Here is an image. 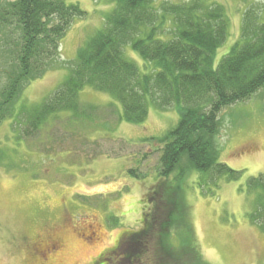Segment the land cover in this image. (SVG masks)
<instances>
[{
  "label": "rangeland",
  "instance_id": "rangeland-1",
  "mask_svg": "<svg viewBox=\"0 0 264 264\" xmlns=\"http://www.w3.org/2000/svg\"><path fill=\"white\" fill-rule=\"evenodd\" d=\"M64 1L79 4L86 16L73 21L60 55L42 77L25 84L14 115L0 123V264H94L103 254L110 259L97 264L130 262L131 256L120 258L113 250L127 233L143 227L144 205L158 180L163 149L151 137L161 136L179 119L177 109L151 104L144 122L123 121L119 101L86 86L77 112L57 111L26 136L25 115L65 79L79 48L103 27L105 14L116 5V0ZM211 1L225 6L231 24L217 51L218 63L240 37L244 11L254 5L264 16V0ZM125 54L143 68L145 61L131 45ZM215 141L221 160L244 173L240 182H224L212 194L200 190L196 173L185 178L188 220L202 258L209 264H264V229L249 216L261 206L258 192L246 196L241 191V183L264 172V88L221 111ZM170 238L183 248L187 232L173 228ZM39 241L60 245L39 258L34 255ZM135 247L128 242L120 252ZM147 252L151 258L142 255L134 264H154L155 249ZM192 259L170 264L199 262Z\"/></svg>",
  "mask_w": 264,
  "mask_h": 264
},
{
  "label": "trees",
  "instance_id": "trees-1",
  "mask_svg": "<svg viewBox=\"0 0 264 264\" xmlns=\"http://www.w3.org/2000/svg\"><path fill=\"white\" fill-rule=\"evenodd\" d=\"M156 1L116 0L103 27L79 48L65 79L25 115L23 130L30 137L57 111L77 112L86 86L119 101L120 119L126 122H144L151 104L177 109L176 125L151 137L163 149L158 180L147 194L150 203L144 205L143 227L127 233L113 252L120 258L131 256L125 264H134L142 255L151 258L147 250L152 247L154 264L178 258L209 264L189 223L183 187L191 172L207 194L224 182L242 180V170L221 160L215 136L224 108L264 88V16L259 7H248L240 37L216 63L217 51L230 34L225 6L211 0ZM86 14L79 4L64 0H0V123L14 115L25 84L44 75L60 55L61 40L73 21ZM128 45L145 61L143 68L126 56ZM241 191L246 196L258 192L261 206L249 216L264 229V172L241 183ZM173 228L186 230L183 248L171 243ZM128 242L136 247L122 255L120 249ZM107 256L94 264L110 259Z\"/></svg>",
  "mask_w": 264,
  "mask_h": 264
},
{
  "label": "flooded vegetation",
  "instance_id": "flooded-vegetation-1",
  "mask_svg": "<svg viewBox=\"0 0 264 264\" xmlns=\"http://www.w3.org/2000/svg\"><path fill=\"white\" fill-rule=\"evenodd\" d=\"M39 243L40 245L42 246V250L41 248L39 249ZM56 243V242H55ZM55 243H51V244H44L42 242H35L34 244H36V250L34 251V255L35 256H38L39 258L41 256H43L44 258H47L50 253H52V251L56 248L57 249V245H60V244H55Z\"/></svg>",
  "mask_w": 264,
  "mask_h": 264
}]
</instances>
